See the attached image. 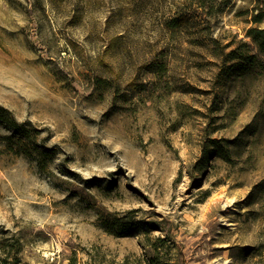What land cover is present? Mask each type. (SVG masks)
Segmentation results:
<instances>
[{
  "label": "rangeland",
  "instance_id": "1",
  "mask_svg": "<svg viewBox=\"0 0 264 264\" xmlns=\"http://www.w3.org/2000/svg\"><path fill=\"white\" fill-rule=\"evenodd\" d=\"M254 1L0 0V264H264Z\"/></svg>",
  "mask_w": 264,
  "mask_h": 264
},
{
  "label": "trees",
  "instance_id": "2",
  "mask_svg": "<svg viewBox=\"0 0 264 264\" xmlns=\"http://www.w3.org/2000/svg\"><path fill=\"white\" fill-rule=\"evenodd\" d=\"M251 22L253 24H261L264 22V0H255L252 7ZM248 36L258 46L259 50L264 53V28H250ZM246 59V58H245ZM0 123L7 129L11 130L13 135L21 139H31V133L25 128L24 124L18 123L10 114V112L0 107ZM20 262L15 257L13 264ZM68 264H82L74 253L68 258Z\"/></svg>",
  "mask_w": 264,
  "mask_h": 264
}]
</instances>
